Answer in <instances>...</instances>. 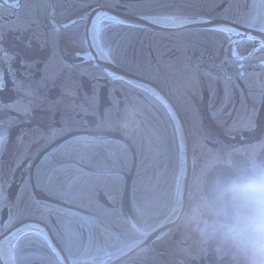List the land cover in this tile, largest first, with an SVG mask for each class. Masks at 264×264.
Wrapping results in <instances>:
<instances>
[{
  "label": "flooded vegetation",
  "instance_id": "af4514ba",
  "mask_svg": "<svg viewBox=\"0 0 264 264\" xmlns=\"http://www.w3.org/2000/svg\"><path fill=\"white\" fill-rule=\"evenodd\" d=\"M250 156L264 0H0V264H237L196 208Z\"/></svg>",
  "mask_w": 264,
  "mask_h": 264
},
{
  "label": "clouds",
  "instance_id": "9594fccd",
  "mask_svg": "<svg viewBox=\"0 0 264 264\" xmlns=\"http://www.w3.org/2000/svg\"><path fill=\"white\" fill-rule=\"evenodd\" d=\"M225 156L230 162V153ZM217 161L214 156L207 168ZM196 216L203 217L202 234L229 250L237 264H264V163L250 156L246 168L215 178L207 195L200 194Z\"/></svg>",
  "mask_w": 264,
  "mask_h": 264
}]
</instances>
